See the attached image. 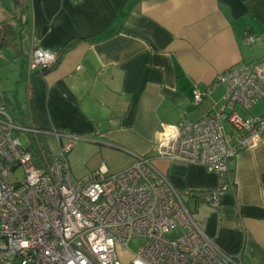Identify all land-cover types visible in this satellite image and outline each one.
Listing matches in <instances>:
<instances>
[{"label": "crops", "instance_id": "0c3cea01", "mask_svg": "<svg viewBox=\"0 0 264 264\" xmlns=\"http://www.w3.org/2000/svg\"><path fill=\"white\" fill-rule=\"evenodd\" d=\"M6 8L0 0V21ZM92 36L76 41L51 71L26 72L34 37L59 54L68 40ZM8 46L25 56L14 68L25 108L9 87L0 92L17 118L67 134L75 148L87 143L121 152L124 165L113 169L119 172L132 164L133 153L155 155L162 123L219 109L223 84L194 102L218 73L264 58V0H30L27 30ZM257 106L249 116L264 113ZM154 160L220 248L240 254L244 264H264V136L236 155L226 177L203 166ZM68 161L74 178L102 164L76 173ZM225 179L234 184L221 204L206 203L205 193Z\"/></svg>", "mask_w": 264, "mask_h": 264}, {"label": "built area", "instance_id": "2783aa9c", "mask_svg": "<svg viewBox=\"0 0 264 264\" xmlns=\"http://www.w3.org/2000/svg\"><path fill=\"white\" fill-rule=\"evenodd\" d=\"M246 39L254 42L255 35ZM56 60L32 39L28 75ZM219 84L225 86L221 107L195 120L162 123L154 156L133 153L125 169L113 173L103 163L83 178L73 177L68 161L75 140L18 119L0 95V264H244L205 232L154 160L203 166L226 177L236 155L260 143L264 113L245 118L237 107L250 111L264 96V58L218 73L194 102ZM233 184L225 179L203 200L219 206ZM126 253L131 257L123 263Z\"/></svg>", "mask_w": 264, "mask_h": 264}, {"label": "rangeland", "instance_id": "374dc122", "mask_svg": "<svg viewBox=\"0 0 264 264\" xmlns=\"http://www.w3.org/2000/svg\"><path fill=\"white\" fill-rule=\"evenodd\" d=\"M1 1L4 2V4L8 7L13 6L12 0H1ZM8 48H5V49L0 51V92H3V91L8 89L5 87H9L10 89H12L11 92L13 93V96L16 99V100H14L16 102V105H18V107L20 105L23 109L27 105L25 103H27L28 100H27L25 93L23 91H21V89H20L21 83L20 84L17 83L16 77H18V74L14 71V68L19 63H22V64L25 63V60H23V59H25V56H24V58H20V56L15 55L14 53H11L14 51L13 47L8 46ZM5 57H7V58L5 59ZM16 85L19 89L18 95H16L17 94ZM258 104H259V108H260V106H264V98H261L255 104L256 106L254 105L255 107L253 106L254 107V109L252 108L253 112L255 111V108L258 107L257 106ZM237 110L245 118L249 117V114L251 112V110L246 111L241 107H237ZM226 127L229 130L231 128L228 125ZM49 139L52 140V142L54 144V149H57V145H56L57 143H56L55 138L50 137ZM64 140H68V138L65 137ZM22 141L24 143L27 142V139L25 136H22ZM83 144L85 147L80 149V146ZM119 156H121V157H119ZM123 156H125V155H123L119 151L108 150V149L102 148L100 146H94V145H90V144L88 145L87 143H80V144L78 143L76 148L74 147V151H72L69 154L70 164L76 173L77 172L83 173L85 171H91L95 167H98L99 164H101V163L103 164V162L105 165H107V163H109L110 168L112 167L111 168L112 170H110V171L114 173L116 170H113V169L122 167L124 165V160L122 159ZM18 176H20V177L23 176V170L22 169H20L18 171ZM182 197L185 200V202L188 204V198L184 195H182ZM137 246H138V241H133L130 245L132 250H136ZM129 257H131V256L127 253L120 255V259L122 260L123 263H127V260Z\"/></svg>", "mask_w": 264, "mask_h": 264}, {"label": "trees", "instance_id": "16d2710c", "mask_svg": "<svg viewBox=\"0 0 264 264\" xmlns=\"http://www.w3.org/2000/svg\"><path fill=\"white\" fill-rule=\"evenodd\" d=\"M13 6L10 8L5 9V13L0 21V50L4 49L8 46L11 39L17 35H23L24 31L27 30V26L29 24V12H30V0H12ZM110 32H107L105 34H110ZM105 34L99 36L97 39L102 38ZM95 40L96 37H76L72 38L67 41L63 49L59 54H57V60L56 62L49 68H45L43 70H37L36 72L45 73L48 71H51L52 69L56 68L57 65L61 62V58L65 51L69 47H71L76 41L80 40ZM28 59L27 58V64H26V72L28 73ZM2 98H6L4 94H0ZM7 102V101H6ZM9 104V103H8ZM25 122L28 123L27 119H23ZM44 145L45 142H43ZM47 148V146H46ZM36 152L38 153V150L36 148ZM51 152V151H47Z\"/></svg>", "mask_w": 264, "mask_h": 264}]
</instances>
